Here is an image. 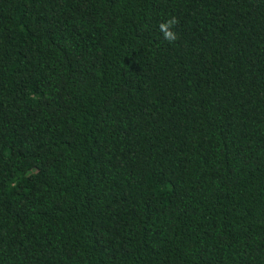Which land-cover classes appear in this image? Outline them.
<instances>
[{
    "label": "trees",
    "instance_id": "1",
    "mask_svg": "<svg viewBox=\"0 0 264 264\" xmlns=\"http://www.w3.org/2000/svg\"><path fill=\"white\" fill-rule=\"evenodd\" d=\"M0 264H264V0H0Z\"/></svg>",
    "mask_w": 264,
    "mask_h": 264
},
{
    "label": "clouds",
    "instance_id": "2",
    "mask_svg": "<svg viewBox=\"0 0 264 264\" xmlns=\"http://www.w3.org/2000/svg\"><path fill=\"white\" fill-rule=\"evenodd\" d=\"M178 23L179 20L176 17H172L159 25L160 31L169 43L175 42L178 39V33L174 31Z\"/></svg>",
    "mask_w": 264,
    "mask_h": 264
}]
</instances>
